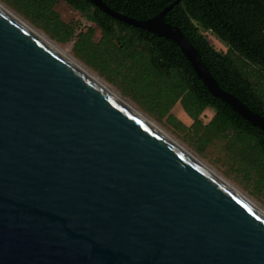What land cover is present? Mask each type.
Returning <instances> with one entry per match:
<instances>
[{
	"label": "water",
	"instance_id": "1",
	"mask_svg": "<svg viewBox=\"0 0 264 264\" xmlns=\"http://www.w3.org/2000/svg\"><path fill=\"white\" fill-rule=\"evenodd\" d=\"M264 132L181 29L137 20ZM0 264H264V216L0 9Z\"/></svg>",
	"mask_w": 264,
	"mask_h": 264
},
{
	"label": "trees",
	"instance_id": "2",
	"mask_svg": "<svg viewBox=\"0 0 264 264\" xmlns=\"http://www.w3.org/2000/svg\"><path fill=\"white\" fill-rule=\"evenodd\" d=\"M0 1L58 44L69 42L74 35V30L61 22L54 11L57 2L66 3L101 34L95 45L91 43V28L79 35L78 44L82 47L79 58L84 64L110 83L120 79L123 94L129 95L153 118H164L179 103L194 127L203 128L201 146L212 139H225L240 161L242 171L255 175L256 184L264 188V132L210 95L173 42L124 25L87 0ZM102 1L115 12L144 20L175 0ZM164 20L181 29L221 88L235 95L243 82L234 72V50L246 58L249 53L255 56L262 50L264 35L260 27L264 24V0H181ZM204 33H211L227 52L216 51ZM207 109L214 114L202 126L200 117Z\"/></svg>",
	"mask_w": 264,
	"mask_h": 264
},
{
	"label": "rangeland",
	"instance_id": "3",
	"mask_svg": "<svg viewBox=\"0 0 264 264\" xmlns=\"http://www.w3.org/2000/svg\"><path fill=\"white\" fill-rule=\"evenodd\" d=\"M2 4L16 14V12L11 7L4 3ZM54 11L59 15L61 22L68 25L74 30V35L69 42L65 44H58L42 30L38 28L35 29L43 33L47 38L51 39L54 43L63 48V50L70 54L76 61L84 65L87 69H89L112 89H114L138 111L152 120L172 139L182 145L190 153H192L202 164L212 170L217 176L222 178V180L230 184L236 190L241 192L246 198H248L264 210V188H259L258 184H256L255 175L251 173L249 175H246V173L242 171L240 161L236 159L235 154L230 151L229 145H227L225 139H212L209 141H206L204 139L206 141V144L204 146H201L204 142L202 136L203 128L194 127V122L187 116L179 103H177L162 119L149 116L134 100H132L129 95L123 94V91L120 88L123 87V84H120L122 83L120 79L115 84L110 83L106 80L105 77L99 75L96 70L88 67L80 60L79 55L82 52V47L80 44H78L79 35L81 33H85L87 29L91 28L93 30L91 43L95 45L101 38L99 29L94 24L85 20L78 12L74 11L61 1L56 3ZM18 16L21 17L20 15ZM21 18L24 20L23 17ZM27 23L34 27L29 22ZM203 35L207 38V41L214 47L216 51L223 54L227 52V48L211 33H204ZM241 67L247 70H251V68L243 62L241 63ZM213 114L214 113L212 110L207 109L201 115L200 121L202 123V126H205L210 122ZM169 117H172L173 120H168Z\"/></svg>",
	"mask_w": 264,
	"mask_h": 264
},
{
	"label": "bare ground",
	"instance_id": "4",
	"mask_svg": "<svg viewBox=\"0 0 264 264\" xmlns=\"http://www.w3.org/2000/svg\"><path fill=\"white\" fill-rule=\"evenodd\" d=\"M0 9L6 13L10 18L15 20L17 23L22 25L24 28L32 32L34 35L42 39L44 42L49 44L66 62H68L71 66H73L76 70L81 72L85 77H87L90 81H92L94 84H96L98 87H100L103 91L123 103V105L134 115H136L140 120H142L145 124H147L152 129L156 130L159 134H161L164 138H166L168 141H170L176 148H178L181 152H183L185 155H187L189 158H191L193 161H195L199 166L204 168L206 171L211 173L213 176H215L217 179H219L222 183H224L228 188L233 190L238 194L239 197H241L248 205H250L253 209H255L257 212L262 214L264 216V210L257 206L254 202L246 198L241 192L236 190L234 187H232L230 184L222 180L219 176H217L212 170H210L208 167H206L204 164H202L192 153H190L188 150H186L182 145L177 143L174 139H172L168 134H166L162 129H160L152 120H150L146 115L138 111L133 105H131L126 99H124L120 94H118L114 89H112L109 85H107L104 81H102L99 77H97L94 73H92L89 69H87L84 65L76 61L70 54H68L63 48H61L59 45L54 43L52 40L47 38L43 33L39 32L37 29L29 25L25 20H23L21 17L16 15L13 11H11L9 8H7L5 5H3L0 2Z\"/></svg>",
	"mask_w": 264,
	"mask_h": 264
},
{
	"label": "flooded vegetation",
	"instance_id": "5",
	"mask_svg": "<svg viewBox=\"0 0 264 264\" xmlns=\"http://www.w3.org/2000/svg\"><path fill=\"white\" fill-rule=\"evenodd\" d=\"M260 29L264 35V24ZM262 45V50L256 52L255 56L253 52L248 54L249 59L234 50V72L243 82L234 96L239 98L252 112L264 117V38H262ZM241 61L251 70L242 68Z\"/></svg>",
	"mask_w": 264,
	"mask_h": 264
}]
</instances>
